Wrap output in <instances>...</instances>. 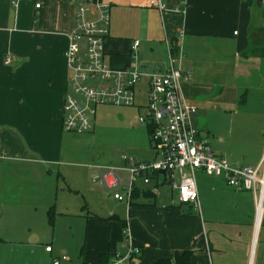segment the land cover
Wrapping results in <instances>:
<instances>
[{
	"label": "crops",
	"instance_id": "0c3cea01",
	"mask_svg": "<svg viewBox=\"0 0 264 264\" xmlns=\"http://www.w3.org/2000/svg\"><path fill=\"white\" fill-rule=\"evenodd\" d=\"M82 1L0 0V190L2 175L24 174L32 179L30 187L48 191L43 177L56 167L60 169L69 157V131L63 127L69 79L65 50L75 10ZM95 1L111 5L110 34L106 40L110 67L163 70L168 65L166 38H170L182 45L186 67L197 64L195 57L200 47L208 45L210 48L215 72L212 85L206 84L204 88V85L193 84V70L183 82L185 97L197 106L206 101L216 109L233 104L247 83L264 90V57L255 50L248 54L253 36H256L255 32L252 36V25L264 28L263 0H165L167 8L164 11L151 6L150 0ZM37 2L41 4L39 8L35 6ZM136 40L140 44L135 51L132 47ZM147 88V79H143L136 88L137 104L134 106L137 108L146 103ZM206 132L210 135L209 128ZM200 133L202 135L201 130ZM151 151L150 156L138 160L155 158L153 144ZM263 155L264 140L261 139L254 159L257 163L246 166L258 165ZM98 165L117 166L115 163L87 166L98 170ZM203 175L197 173V183ZM222 177L213 176V179L220 183L223 180L230 186ZM128 179L127 173L124 181ZM9 181L12 183L13 179ZM140 184L146 188L142 189ZM5 187L10 188L9 185ZM230 187L237 191L233 210H202V201L207 206L212 198L208 200L209 196L201 193L199 183V207H196L179 203L177 196L171 204L157 205L160 189L170 191L171 196L175 190L168 184L146 185L139 180L140 192L131 205L122 201L127 206L125 215H86L85 244L79 264L100 261L109 264L118 251L125 253L123 221L129 227L133 243L140 247L138 257L131 264H153L161 259L174 261L176 253L185 251L191 253L188 264H264V246L257 250L264 219L256 230L253 192ZM210 188L213 194L217 190L214 186ZM146 189L151 190V196L143 194ZM104 194L112 195L107 191ZM33 196L36 198V194ZM2 197L0 192V200ZM40 207L48 209V215L52 210L55 218L48 201L40 199ZM54 218L50 220L52 223ZM25 233L32 235L33 232L29 229ZM39 241L38 235H32L29 242H20L25 247ZM47 246L52 247L46 243L45 253L53 254L54 248L48 251ZM62 254V258L55 257L51 264L55 260L60 264L69 260L65 250ZM17 261L12 258L13 264Z\"/></svg>",
	"mask_w": 264,
	"mask_h": 264
},
{
	"label": "rangeland",
	"instance_id": "374dc122",
	"mask_svg": "<svg viewBox=\"0 0 264 264\" xmlns=\"http://www.w3.org/2000/svg\"><path fill=\"white\" fill-rule=\"evenodd\" d=\"M195 58L197 64H190L193 70L191 78L195 81L193 84L204 85V88L206 84L212 85L215 72L209 46L200 47ZM107 60L106 56L105 61L109 64ZM239 94L238 100L233 104L221 105L222 109H216L208 101L202 103L198 106L194 122L216 154H223L233 163L254 165L257 163L254 159L259 141L264 140V90L247 83ZM144 114L146 110H139L136 106L99 105L93 131L80 134L67 132L69 157L60 169L56 167L43 177L48 191L41 192L30 187L32 179L27 175H2L6 184L2 181L0 190L3 196L0 200V264H13L12 258L18 259L17 264H51L55 257L62 258V250L69 257L62 264H79L85 244L86 215H125L127 208L124 202L104 194L106 191L99 178V171L87 165L115 163L123 166L124 156L136 160L150 156L153 142L147 126L138 120ZM207 128L210 135L206 132ZM200 173L204 174L198 180L201 193L207 194L208 200L212 198L207 206L202 201V210H233L237 191L223 180L220 183L213 179L214 175ZM120 174L123 179H127V173ZM10 178L13 179L12 183ZM8 185L10 188L6 189ZM140 185L142 189L146 188ZM211 186L217 189L214 194ZM176 196L177 191L171 196L170 191L162 188L159 190L157 205L171 204ZM40 199L48 201L53 207V223L49 219V210L40 207ZM29 229L32 235L40 237V241L25 248L20 241L31 240L32 235L25 233ZM46 243L54 248L53 254L45 253ZM262 246L264 228L259 233L257 250Z\"/></svg>",
	"mask_w": 264,
	"mask_h": 264
},
{
	"label": "built area",
	"instance_id": "2783aa9c",
	"mask_svg": "<svg viewBox=\"0 0 264 264\" xmlns=\"http://www.w3.org/2000/svg\"><path fill=\"white\" fill-rule=\"evenodd\" d=\"M149 4L161 11L167 8L165 0H150ZM35 6L39 8L41 4L37 2ZM110 22V3L83 0L75 10L65 50L69 79L63 127L75 134L92 131L99 105H136V88L147 79L146 103L138 105L146 114L140 115L138 120L150 127L156 156L144 161L124 156L123 167L98 165L105 190L115 199L131 205L139 180L146 185L164 183L177 191L179 203L199 207L197 173L223 176L230 186L253 192L255 228L259 229L264 219V155L258 165L246 166L233 163L212 150L193 122L198 106L188 101L183 92V82L192 69L184 66L185 54L180 43L166 38L168 65L163 70L110 67L105 61ZM139 44L136 40L132 48L136 51ZM122 170L128 173V181L119 173ZM124 235L125 253L118 251L109 264H131L138 257L140 247L133 243L127 223ZM46 249L51 251L52 247ZM54 264L60 261L55 260Z\"/></svg>",
	"mask_w": 264,
	"mask_h": 264
},
{
	"label": "trees",
	"instance_id": "16d2710c",
	"mask_svg": "<svg viewBox=\"0 0 264 264\" xmlns=\"http://www.w3.org/2000/svg\"><path fill=\"white\" fill-rule=\"evenodd\" d=\"M251 28H252V36L254 35L253 34L254 32L256 33V36H253V40L250 45V52H248V54H251L252 50H255L258 53H260L262 57H264V28L257 26L254 27L253 25ZM176 50L177 49L175 48L174 51L176 52ZM149 132H150V127H149ZM139 192H140L139 188L136 187L133 193V198L139 195ZM151 193L152 192L150 189H146L145 191H143V194L146 196H151ZM49 215H50V220L53 221L54 215L52 210H50ZM125 227H126V221H123V230H125ZM190 257H191L190 251H185L183 253H176L174 261L172 259H161L155 261L153 264H188ZM98 264H106V263L100 261V263Z\"/></svg>",
	"mask_w": 264,
	"mask_h": 264
},
{
	"label": "bare ground",
	"instance_id": "6f19581e",
	"mask_svg": "<svg viewBox=\"0 0 264 264\" xmlns=\"http://www.w3.org/2000/svg\"><path fill=\"white\" fill-rule=\"evenodd\" d=\"M257 230H258V228H257Z\"/></svg>",
	"mask_w": 264,
	"mask_h": 264
}]
</instances>
